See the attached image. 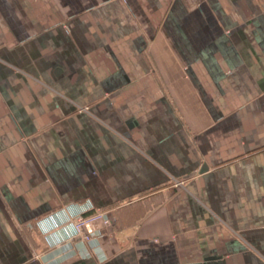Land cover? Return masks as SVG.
<instances>
[{
	"label": "crops",
	"instance_id": "1",
	"mask_svg": "<svg viewBox=\"0 0 264 264\" xmlns=\"http://www.w3.org/2000/svg\"><path fill=\"white\" fill-rule=\"evenodd\" d=\"M0 264H264V0H0Z\"/></svg>",
	"mask_w": 264,
	"mask_h": 264
},
{
	"label": "built area",
	"instance_id": "2",
	"mask_svg": "<svg viewBox=\"0 0 264 264\" xmlns=\"http://www.w3.org/2000/svg\"><path fill=\"white\" fill-rule=\"evenodd\" d=\"M77 209L75 212L70 205L64 206L74 238L81 242H92L112 225L109 212L97 207L91 200L77 203Z\"/></svg>",
	"mask_w": 264,
	"mask_h": 264
}]
</instances>
